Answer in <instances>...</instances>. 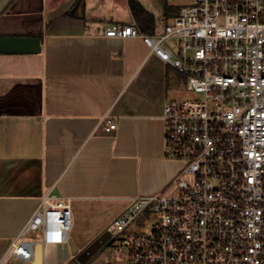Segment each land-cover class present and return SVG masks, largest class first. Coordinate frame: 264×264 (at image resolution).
<instances>
[{
  "label": "crops",
  "instance_id": "1",
  "mask_svg": "<svg viewBox=\"0 0 264 264\" xmlns=\"http://www.w3.org/2000/svg\"><path fill=\"white\" fill-rule=\"evenodd\" d=\"M140 1L155 29L180 10ZM166 5L179 10L166 16ZM134 22L129 0H0V36L41 38L39 52H0V264H81L74 246L87 248L133 198L174 188L182 162L165 154L163 114L179 71L141 37L103 32ZM108 114L118 123L110 132ZM46 196L70 203L68 240L43 245L39 263L13 257ZM26 239L35 250L42 236Z\"/></svg>",
  "mask_w": 264,
  "mask_h": 264
},
{
  "label": "built area",
  "instance_id": "2",
  "mask_svg": "<svg viewBox=\"0 0 264 264\" xmlns=\"http://www.w3.org/2000/svg\"><path fill=\"white\" fill-rule=\"evenodd\" d=\"M104 35L139 36L185 77L191 99L165 103V154L182 162L174 190L133 198L106 231V261L126 264H264V0H186L153 32L111 23ZM101 126L117 129L112 115ZM182 175L187 178L183 179ZM41 202L10 254L31 261L43 245L68 240L72 211L65 197ZM147 231L127 233L144 212ZM99 251V252H100Z\"/></svg>",
  "mask_w": 264,
  "mask_h": 264
},
{
  "label": "water",
  "instance_id": "3",
  "mask_svg": "<svg viewBox=\"0 0 264 264\" xmlns=\"http://www.w3.org/2000/svg\"><path fill=\"white\" fill-rule=\"evenodd\" d=\"M41 50V38L29 36H0V52H39ZM111 237L108 231L103 232L82 252L74 246V254L81 264H86L105 245ZM43 244L40 242L35 248V256L38 263L41 261Z\"/></svg>",
  "mask_w": 264,
  "mask_h": 264
},
{
  "label": "rangeland",
  "instance_id": "4",
  "mask_svg": "<svg viewBox=\"0 0 264 264\" xmlns=\"http://www.w3.org/2000/svg\"><path fill=\"white\" fill-rule=\"evenodd\" d=\"M172 1L174 2V4L180 6L186 3V0H172ZM156 14L157 16H161L162 9L158 8ZM193 97L194 94L186 89L185 77L180 72H178V81L175 83V85H172L171 87V99L184 100V99H191ZM182 178L186 179L187 176L182 175ZM172 190H174V188ZM154 221H155L154 213H152L151 211L144 212L129 226L127 233L147 231L150 228H152ZM99 251L89 260V264L91 263L109 264L106 263L105 258L107 255H113L111 249L105 248L102 249L100 252ZM111 264H126V260H121V261L113 260L111 261Z\"/></svg>",
  "mask_w": 264,
  "mask_h": 264
},
{
  "label": "trees",
  "instance_id": "5",
  "mask_svg": "<svg viewBox=\"0 0 264 264\" xmlns=\"http://www.w3.org/2000/svg\"><path fill=\"white\" fill-rule=\"evenodd\" d=\"M130 7L137 24L145 32H153L155 30V17L140 0H129ZM179 7L166 5L165 15L168 16L171 13L178 12Z\"/></svg>",
  "mask_w": 264,
  "mask_h": 264
}]
</instances>
